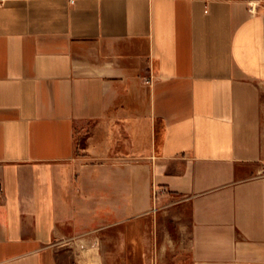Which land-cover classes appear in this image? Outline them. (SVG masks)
Wrapping results in <instances>:
<instances>
[{
    "label": "crops",
    "instance_id": "1",
    "mask_svg": "<svg viewBox=\"0 0 264 264\" xmlns=\"http://www.w3.org/2000/svg\"><path fill=\"white\" fill-rule=\"evenodd\" d=\"M0 183V264H264V0H0Z\"/></svg>",
    "mask_w": 264,
    "mask_h": 264
},
{
    "label": "rangeland",
    "instance_id": "2",
    "mask_svg": "<svg viewBox=\"0 0 264 264\" xmlns=\"http://www.w3.org/2000/svg\"><path fill=\"white\" fill-rule=\"evenodd\" d=\"M160 219L157 231L158 253L156 252L154 255H150L151 264H177L176 261L179 260L178 254L173 252L172 249H174L173 240H177L179 223L173 220L170 215ZM115 236L116 237L109 240L108 253H102V251H100V246L93 245L95 250H88L85 254L87 264H95V261L104 257H106L108 264H145L144 257L139 250L140 247L136 242V232L131 231L128 226V228H124L122 233L118 231V234ZM119 237H121V239H118ZM166 240H168V243L172 246L160 252L161 246L166 243ZM99 243L100 242H98V244Z\"/></svg>",
    "mask_w": 264,
    "mask_h": 264
},
{
    "label": "built area",
    "instance_id": "3",
    "mask_svg": "<svg viewBox=\"0 0 264 264\" xmlns=\"http://www.w3.org/2000/svg\"><path fill=\"white\" fill-rule=\"evenodd\" d=\"M4 191V186L0 183V194ZM162 195L160 190H154V199L155 202L159 199V197ZM97 264V263H95Z\"/></svg>",
    "mask_w": 264,
    "mask_h": 264
}]
</instances>
